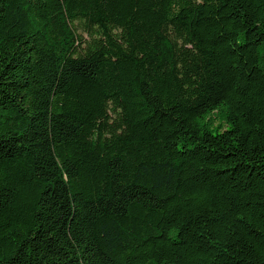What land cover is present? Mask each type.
<instances>
[{"label":"trees","instance_id":"obj_1","mask_svg":"<svg viewBox=\"0 0 264 264\" xmlns=\"http://www.w3.org/2000/svg\"><path fill=\"white\" fill-rule=\"evenodd\" d=\"M0 264H264V0H0Z\"/></svg>","mask_w":264,"mask_h":264}]
</instances>
